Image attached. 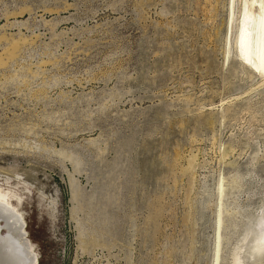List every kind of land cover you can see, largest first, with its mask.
Segmentation results:
<instances>
[{"label":"rangeland","instance_id":"obj_1","mask_svg":"<svg viewBox=\"0 0 264 264\" xmlns=\"http://www.w3.org/2000/svg\"><path fill=\"white\" fill-rule=\"evenodd\" d=\"M243 1L0 0V194L35 264H214L218 236L264 264Z\"/></svg>","mask_w":264,"mask_h":264},{"label":"bare ground","instance_id":"obj_2","mask_svg":"<svg viewBox=\"0 0 264 264\" xmlns=\"http://www.w3.org/2000/svg\"><path fill=\"white\" fill-rule=\"evenodd\" d=\"M253 7H256L257 10L254 11ZM232 13L233 11L229 21L233 18ZM234 46L240 63L264 78V0L243 1ZM6 197L7 195L0 194V233L2 228L5 233L4 236L0 235V264H35L36 255L26 238L25 223L14 207L3 200ZM217 215V228L219 229L221 225L220 209ZM261 223L253 249L254 255L264 253V218ZM219 246L218 236L214 264H218Z\"/></svg>","mask_w":264,"mask_h":264}]
</instances>
